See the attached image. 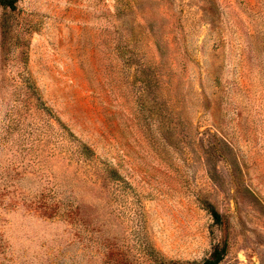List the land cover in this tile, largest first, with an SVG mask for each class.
Here are the masks:
<instances>
[{
	"label": "rangeland",
	"instance_id": "1",
	"mask_svg": "<svg viewBox=\"0 0 264 264\" xmlns=\"http://www.w3.org/2000/svg\"><path fill=\"white\" fill-rule=\"evenodd\" d=\"M222 246L264 264V0L0 7V264Z\"/></svg>",
	"mask_w": 264,
	"mask_h": 264
},
{
	"label": "trees",
	"instance_id": "2",
	"mask_svg": "<svg viewBox=\"0 0 264 264\" xmlns=\"http://www.w3.org/2000/svg\"><path fill=\"white\" fill-rule=\"evenodd\" d=\"M17 1L18 0H0V7L13 11L16 9ZM2 30H4V27H2ZM91 153H92V150L85 144L78 145L77 155L82 156V157L84 155L85 159H89V156ZM211 212L215 220L219 221V213L213 209H211ZM224 254H225L224 246L214 247L210 255L198 264H218L223 259ZM164 264H178V263L166 261V263Z\"/></svg>",
	"mask_w": 264,
	"mask_h": 264
}]
</instances>
